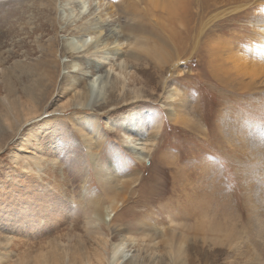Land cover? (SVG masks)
Returning <instances> with one entry per match:
<instances>
[{
	"label": "rangeland",
	"instance_id": "obj_1",
	"mask_svg": "<svg viewBox=\"0 0 264 264\" xmlns=\"http://www.w3.org/2000/svg\"><path fill=\"white\" fill-rule=\"evenodd\" d=\"M132 1L147 9L135 22L118 16L125 51L138 52L148 39L170 62H130L126 78L105 90L106 104L77 110L87 100L86 81L74 86L79 72L69 42L81 20L64 21L68 12L57 0H0V242L12 251L4 263L82 264L89 257L94 264V255L124 235L139 241L131 264H264V84L245 89L226 71L231 65L222 71L214 61L218 49L239 55L242 24L256 53L245 46L242 55L264 66L257 54L264 49L261 0H218L214 13H230L183 48L157 17L156 0H125L115 9ZM242 5L248 8L238 15ZM137 117L143 123L134 126H145L151 142L147 161L117 135ZM114 200L123 204L108 227L95 219V206L104 211ZM29 216L30 225L9 224ZM210 226L225 233L211 236Z\"/></svg>",
	"mask_w": 264,
	"mask_h": 264
},
{
	"label": "bare ground",
	"instance_id": "obj_2",
	"mask_svg": "<svg viewBox=\"0 0 264 264\" xmlns=\"http://www.w3.org/2000/svg\"><path fill=\"white\" fill-rule=\"evenodd\" d=\"M57 1L60 2L62 4V8L68 12L64 16V21L74 23L77 20H81V24L78 29L79 35L77 37H74L69 42V46L71 47L70 53L72 55V60L70 65L73 69H76L79 72L76 77V82L74 86L76 85V83H78L77 82L78 78H82L84 81H86V86L84 88V91L86 93L87 100L85 106L77 105L74 106L73 109L91 110L93 107L97 105L106 104L108 99L106 98L105 90L107 89L108 91L109 90L111 91V89L115 87L114 84L117 80H120V78L121 79L126 78V76L123 73L124 70L127 68L128 64H130V62L151 61L156 63L157 65L159 63L163 64L170 62L169 61L171 59L170 56H169L170 59L166 60V58L168 57H164L161 55L162 52L161 48H160L161 52L159 50L158 53H155L151 49H149L148 46H146L148 45V39H143V38L141 39L143 45H145L146 47L145 46L140 47L138 52L132 49V47L129 45H127L130 47L128 49L134 52L128 54V51L127 52L125 51L126 44L123 42V38L126 36V32L121 24V20L118 19V16H120V18L126 17L130 19L132 22H135V20L137 19L138 20L143 19L145 16L143 14V10H146L147 8L139 10L138 7L140 3L136 4V1H132V5L127 7L125 6L120 11L119 10L117 11L116 10L117 8L115 9V7L123 3L125 0H119L118 2H114L110 0L109 1L57 0ZM138 1L141 2L142 0H138ZM261 2L262 5L264 6V0H261ZM65 4H67V6L70 7H65ZM129 4L130 1L128 2V5ZM155 8L157 9V17L161 15L164 22L167 23V29L171 28L170 31L172 37L174 38L173 42H176L180 48H183L186 43L188 47L191 41L192 40L194 41L195 34H197V38H200L208 30L209 24H211L213 21H219L218 19L223 18L230 13V12L214 13L221 8L219 6L218 0H156ZM247 8L248 5L238 6L236 8L237 11H239L238 15L243 13ZM89 10L90 12L88 13ZM86 13L88 14L86 15ZM262 17H263V21L257 26L259 29L257 34L263 40V43L260 45H264V16ZM206 19L208 20L206 21ZM242 19L243 17L239 16L237 21L240 22L242 21ZM193 20L197 22L195 23V30L192 33H190L188 32L187 24L191 23ZM141 26L144 25L142 24ZM180 26L185 27L184 30H180L181 32L177 30V28L179 29ZM239 27L240 28H239V32H237L236 41H234L240 52L239 55L229 57L228 54L225 52V50L218 49L217 52L219 56L217 59L214 58V61L215 63H219L218 67L222 71H225L223 65H231L233 68L227 67L226 71L232 75V78L235 81H238L239 78H242L241 79L242 81L239 84V86L245 89H250L258 83L264 84V66L260 67L257 66L255 63L248 62L245 59V57L242 55L241 53L242 48H244L245 46H249L248 48L251 54H256V53L255 50H252V45L247 42L245 43V41L243 40L244 34L242 35V31L244 29V31L246 32V28H242V24ZM162 29H159V32H161ZM183 32H185L184 35H182ZM198 44H199V39L197 40V43L194 47V51L198 50L197 49ZM257 54L261 59L264 58V49H260L259 52H257ZM219 58H227V60L218 61ZM78 61L83 62V64L80 63L78 65ZM116 66L120 71L116 70L115 68ZM76 89L78 90L76 91L77 94L80 95L81 91H79L78 88ZM172 100H174L173 96H172ZM170 107L172 108V104L170 105ZM175 118L177 119L178 117L176 116ZM134 120L135 121L133 122L132 125H127V123L125 122V124L118 130L117 135H119L120 138L119 142L126 151L129 152L131 151L133 156L138 158L139 161L141 160L147 161L146 156L151 151L150 150L151 142L150 140L146 139V136L143 133L144 131L143 127L145 126H141L138 128L134 126L137 123H143V118L137 117ZM25 144H26V139H23L22 141L19 142V147H23ZM86 147L88 151L93 154V149L95 147L94 144L88 141ZM14 159L15 161H17L18 156H15ZM55 164L56 162L53 160V166ZM59 180L60 179H58V181ZM110 186L114 188V185L113 186L110 185ZM113 191L116 192V190L114 189ZM40 200L50 202V200L46 198H40ZM122 204H123L122 201L114 200L112 202V206L108 207L104 211H102V209H98L99 206H95L96 209L94 211L95 219H98L99 222H103V223L106 222V225L108 227L111 226L109 217H111L112 213L116 212L117 208ZM42 221L43 218H39V222ZM0 222H2L1 218H0ZM21 223H28V225H30L31 223H34V219L29 216L26 219H16L9 221L10 225L12 224L15 226H18ZM37 225H41V224L37 223ZM207 230L209 231L211 236L217 233L220 234L225 233V230L222 226L219 227L210 226L207 228ZM246 240L245 242H247ZM242 242H244L243 239ZM238 243L235 244L238 245ZM165 244L167 246L169 245L167 241H165ZM138 248H139V241L131 239L130 237L124 235H118L115 242L112 243L111 247H108V249H106L105 247L104 256L94 255L95 256L94 264H121L125 261L126 264H131L132 263L131 261H133L134 258L132 254ZM9 250L10 249L6 248V246L3 247V244H1L0 242V264H5L4 263L5 258H7L8 255H10ZM172 255H174V251H172ZM73 260L76 259H72L71 262ZM88 261L91 262V260H89V257L87 259L86 258L83 259L82 264H90ZM71 262L70 264H76V262L73 263ZM17 264H20V262H18Z\"/></svg>",
	"mask_w": 264,
	"mask_h": 264
}]
</instances>
